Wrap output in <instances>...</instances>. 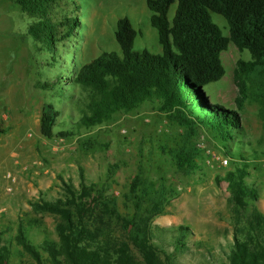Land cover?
<instances>
[{"label":"rangeland","instance_id":"1","mask_svg":"<svg viewBox=\"0 0 264 264\" xmlns=\"http://www.w3.org/2000/svg\"><path fill=\"white\" fill-rule=\"evenodd\" d=\"M145 1L72 0L70 7L59 2L52 16L56 20L63 16L76 18L77 25L69 38L50 46L28 34L34 18L19 13L11 2L0 0V122L6 129L0 135V231L6 232L4 238L10 242V264H35L12 242L18 224L34 246L43 240L57 241L53 231L57 217L34 212L30 204L59 197L61 182L76 186L78 168L86 183L95 185L98 191L106 188L103 196L115 200L119 218L132 213L124 196L138 167L155 183L163 180L170 193L161 214L151 219V226L188 229L181 249L173 247V234H158L153 241L159 258L167 257L172 264L225 263L234 231L242 236L247 229L246 214H236L228 202L223 177L235 166L222 154L220 144L205 136L194 139L196 167L184 175L168 154L180 146L182 129L159 112L155 102L117 113L110 121L92 128L78 123L83 92L71 87V69L102 52H118L113 37L117 19L126 18L136 32L132 51L161 53ZM173 9L169 8L168 18ZM210 17L227 36L224 20L215 14ZM237 60L249 61L248 52H238L228 43L220 53L222 78L203 90L210 104L238 114V134L228 149L248 162L243 182L255 189L253 205L264 217V97L259 91L254 97L248 85L247 100L240 109L236 107L233 70ZM37 83L55 85L52 90H40ZM46 103L58 113L54 132L70 129L72 136L52 140L39 136L40 109ZM110 166H114L111 175ZM102 221L105 237H121L115 218L104 217ZM40 255L43 259L44 254Z\"/></svg>","mask_w":264,"mask_h":264},{"label":"trees","instance_id":"2","mask_svg":"<svg viewBox=\"0 0 264 264\" xmlns=\"http://www.w3.org/2000/svg\"><path fill=\"white\" fill-rule=\"evenodd\" d=\"M7 1L19 13L35 19L28 34L36 42L53 46L56 41L69 38L77 25L76 18L63 16L56 20L52 16L59 2L70 7L72 0ZM145 5L161 53L132 51L136 32L126 18L117 19L113 37L118 52H102L71 69V87L83 92L78 123L92 128L110 121L117 113H128L143 103L155 102L158 111L182 129L180 146L168 154L175 168L184 175L196 167L194 159L198 150L194 139L205 136L219 143L222 154L235 166L223 177L228 202L236 214H246L248 226L241 232L242 236L234 231L225 263L221 264H264V231L261 230L264 217L253 205L257 197L255 189L243 182L248 162L228 149L238 134V114L210 104L203 90L222 78L220 53L231 43L238 52L246 50L250 57L249 61L237 60L233 70L236 107L240 109L247 100L248 85L254 97L255 91L264 97V0H146ZM171 6L174 9L168 18ZM210 14L224 20L227 36L221 34ZM54 85L37 83L36 87L52 90ZM57 115L51 104L41 106L38 123L41 138L72 136L70 129L54 132ZM5 132L0 122V135ZM113 170L114 166H110L109 175ZM105 190L98 191L95 185L86 183L78 168L76 186L69 181L61 182L59 197L30 204L34 212L57 217L53 227L57 241L43 240L34 246L18 224L13 244L35 264H172L167 257L159 258L153 241L158 234H173V247L181 249L188 229L151 226V219L161 214L170 193L163 180L155 183L137 168L124 196L132 211L126 218H119L115 200L103 196ZM104 217L115 218L121 237L104 236ZM5 233L0 231V264H10L11 260L10 242L5 240ZM40 253L44 254L43 259Z\"/></svg>","mask_w":264,"mask_h":264},{"label":"built area","instance_id":"3","mask_svg":"<svg viewBox=\"0 0 264 264\" xmlns=\"http://www.w3.org/2000/svg\"><path fill=\"white\" fill-rule=\"evenodd\" d=\"M222 163H223V164H225V163H226V161H223Z\"/></svg>","mask_w":264,"mask_h":264}]
</instances>
